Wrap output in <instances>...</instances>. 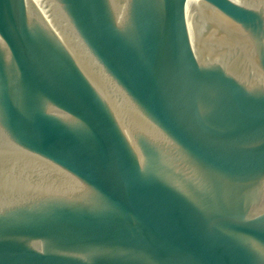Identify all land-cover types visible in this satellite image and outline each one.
<instances>
[{
	"label": "water",
	"instance_id": "95a60500",
	"mask_svg": "<svg viewBox=\"0 0 264 264\" xmlns=\"http://www.w3.org/2000/svg\"><path fill=\"white\" fill-rule=\"evenodd\" d=\"M0 264H264V0H0Z\"/></svg>",
	"mask_w": 264,
	"mask_h": 264
}]
</instances>
